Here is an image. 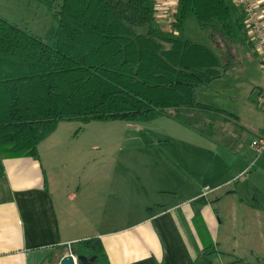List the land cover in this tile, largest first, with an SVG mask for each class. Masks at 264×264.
Instances as JSON below:
<instances>
[{"label": "crops", "instance_id": "0c3cea01", "mask_svg": "<svg viewBox=\"0 0 264 264\" xmlns=\"http://www.w3.org/2000/svg\"><path fill=\"white\" fill-rule=\"evenodd\" d=\"M176 1L157 0L158 15L170 14ZM251 2L264 21V0ZM252 47L251 56L264 64ZM200 102L211 107L203 124L211 130L221 117L227 132L189 137L230 148L243 127L239 118ZM194 111L184 110L179 121ZM253 130L245 140L249 149L240 145L222 156L215 148L204 158L196 151L180 165L145 169L72 164L59 150L42 151L47 136L37 156L0 153V264H57L71 253L70 243L91 236L102 242L109 264H191L208 243L222 251L212 264L264 260V186L255 178L264 174V151L256 155L250 146L264 126Z\"/></svg>", "mask_w": 264, "mask_h": 264}, {"label": "trees", "instance_id": "16d2710c", "mask_svg": "<svg viewBox=\"0 0 264 264\" xmlns=\"http://www.w3.org/2000/svg\"><path fill=\"white\" fill-rule=\"evenodd\" d=\"M37 1L56 19L43 37L0 17L3 156H37L38 143L60 120H182L184 110H208L196 90L229 68L214 48L253 46L233 0H177L167 16L158 15L157 0ZM191 17L213 47L186 37ZM70 247L109 264L97 236ZM216 253L222 251L208 243L191 264H212Z\"/></svg>", "mask_w": 264, "mask_h": 264}, {"label": "rangeland", "instance_id": "374dc122", "mask_svg": "<svg viewBox=\"0 0 264 264\" xmlns=\"http://www.w3.org/2000/svg\"><path fill=\"white\" fill-rule=\"evenodd\" d=\"M0 17L39 37H43L49 28L56 25L53 12L37 0H0ZM185 35L192 41L213 47V42L200 29L194 17L186 21ZM219 47L222 50L216 47L214 50L220 55L222 62H228L229 68L208 86L198 87L196 98L223 106L229 110L227 116L239 118L237 120L243 126V132L241 129L237 132L230 148L223 144L215 146L205 138L191 140L189 134L192 131H215L216 138L223 134L225 136L227 132L226 122H222L224 119L221 117H218L221 123L213 125L211 130L208 125L203 124L200 118H210V114L202 110L194 111L193 117L186 118V122L167 115L138 122L122 119L89 122L60 120L46 140L41 142L42 151L45 148L59 150L63 160L88 167L104 164L106 167L121 165L142 169L155 165L177 166L184 156H196V151L204 158V155L208 157L209 151L215 148L222 156L223 152L227 153L226 150H235L240 145L243 149H249L248 144L245 145L246 136L250 138V133L247 132L254 129L256 133L259 127L264 126V109L256 102L259 88L264 89V64L251 56L252 45L251 48L241 43ZM57 156L60 157L58 154ZM247 169L252 171L255 168L249 165ZM255 178L264 186V174L259 177L255 175Z\"/></svg>", "mask_w": 264, "mask_h": 264}, {"label": "built area", "instance_id": "2783aa9c", "mask_svg": "<svg viewBox=\"0 0 264 264\" xmlns=\"http://www.w3.org/2000/svg\"><path fill=\"white\" fill-rule=\"evenodd\" d=\"M242 7L245 15V25L247 33L254 44V50L264 59V21H262L251 0H233ZM257 104L264 109V89L260 90L257 97ZM250 146L256 155L264 151V131L257 134L250 143ZM206 193V192H204ZM72 257L75 255L70 253Z\"/></svg>", "mask_w": 264, "mask_h": 264}, {"label": "water", "instance_id": "95a60500", "mask_svg": "<svg viewBox=\"0 0 264 264\" xmlns=\"http://www.w3.org/2000/svg\"><path fill=\"white\" fill-rule=\"evenodd\" d=\"M72 253V252H71ZM57 264H96L93 257H87L83 254L72 255L69 253L63 256Z\"/></svg>", "mask_w": 264, "mask_h": 264}, {"label": "flooded vegetation", "instance_id": "af4514ba", "mask_svg": "<svg viewBox=\"0 0 264 264\" xmlns=\"http://www.w3.org/2000/svg\"><path fill=\"white\" fill-rule=\"evenodd\" d=\"M229 58H228V60H230V56H228ZM227 64H228V62H227Z\"/></svg>", "mask_w": 264, "mask_h": 264}]
</instances>
